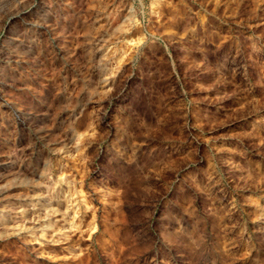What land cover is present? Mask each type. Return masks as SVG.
<instances>
[{
	"label": "rangeland",
	"instance_id": "obj_1",
	"mask_svg": "<svg viewBox=\"0 0 264 264\" xmlns=\"http://www.w3.org/2000/svg\"><path fill=\"white\" fill-rule=\"evenodd\" d=\"M0 79V264H264V0H0Z\"/></svg>",
	"mask_w": 264,
	"mask_h": 264
},
{
	"label": "bare ground",
	"instance_id": "obj_2",
	"mask_svg": "<svg viewBox=\"0 0 264 264\" xmlns=\"http://www.w3.org/2000/svg\"><path fill=\"white\" fill-rule=\"evenodd\" d=\"M46 19L47 16L42 6H39L37 7L36 11H34L32 26H35L44 31H52L53 30L52 25L47 24ZM8 55H9V61H11L12 63H18V62L24 63L23 61H20L19 57L16 54V51L11 50L8 53ZM5 86H7V84H5L0 79V99H2L4 103L2 107L6 108L8 111L7 115L9 116L10 120L16 121V124L18 123L19 125H28L30 127H35V128L38 127L42 123L43 115L40 113L39 109H37V106L21 107V106H17L12 101L4 99L5 94L2 88H4ZM12 121H10V123ZM3 165L5 167V164L0 162V167Z\"/></svg>",
	"mask_w": 264,
	"mask_h": 264
}]
</instances>
